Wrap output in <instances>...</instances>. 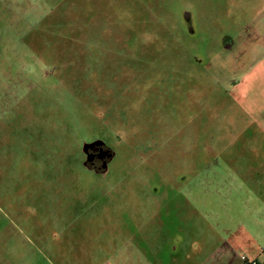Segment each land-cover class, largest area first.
<instances>
[{
	"label": "rangeland",
	"instance_id": "1",
	"mask_svg": "<svg viewBox=\"0 0 264 264\" xmlns=\"http://www.w3.org/2000/svg\"><path fill=\"white\" fill-rule=\"evenodd\" d=\"M217 247L264 264V0H0V264Z\"/></svg>",
	"mask_w": 264,
	"mask_h": 264
},
{
	"label": "crops",
	"instance_id": "2",
	"mask_svg": "<svg viewBox=\"0 0 264 264\" xmlns=\"http://www.w3.org/2000/svg\"><path fill=\"white\" fill-rule=\"evenodd\" d=\"M193 244V242H184L183 240H165L162 242H156L154 245H150V246H156V247H165L169 250H171V252L175 253L176 251H178L179 249L183 248V247H189ZM185 252L188 251V249L184 250ZM231 251H234V249L232 248H226V249H222V247H217V249H215L213 251V253L210 256H206V257H202V259L198 258V257H194L195 259H200L198 261V264H204L209 263V264H224L227 262V260H230V255H231ZM236 254V252H235ZM185 262L182 260L181 263L182 264H190V257L185 255ZM159 263V262H158Z\"/></svg>",
	"mask_w": 264,
	"mask_h": 264
},
{
	"label": "flooded vegetation",
	"instance_id": "3",
	"mask_svg": "<svg viewBox=\"0 0 264 264\" xmlns=\"http://www.w3.org/2000/svg\"><path fill=\"white\" fill-rule=\"evenodd\" d=\"M231 44H228L227 45V47L226 48H228L229 46H230ZM231 47V46H230ZM207 63V62H206ZM205 63V64H206ZM204 64V65H205ZM199 81H201L200 79H199ZM186 87H188V89H190V86H189V81H188V79H186ZM197 83V82H196ZM198 87H195V88H192L193 90H195L196 88L198 89V93L199 92H201V90L204 88V83L202 82V83H199L198 82ZM90 151V153H91V155H92V157H91V159H92V161H91V163H93L95 166H93V167H95V168H97L98 167V164L100 163V162H102L104 159H102V158H98L97 157V155H98V153H100V150L99 149H96L95 148V146L94 147H92V149L91 150H89ZM97 154V155H96ZM94 155H96V156H94ZM257 263V262H256Z\"/></svg>",
	"mask_w": 264,
	"mask_h": 264
},
{
	"label": "water",
	"instance_id": "4",
	"mask_svg": "<svg viewBox=\"0 0 264 264\" xmlns=\"http://www.w3.org/2000/svg\"><path fill=\"white\" fill-rule=\"evenodd\" d=\"M96 145H102V146L104 145V146H106V149H107L108 151H110L108 157H111V156H112V154H113V150H112L111 148H109V147H108L104 142H102L101 140H94V141L91 142V143H85L84 147H85V149H86L87 151H89L90 148H92V147H94V146H96ZM105 153H107V151H102L101 155L103 156V155H105ZM91 157H92V155H91V153H90V155H89V157H88V160H91ZM108 157H107V158H108Z\"/></svg>",
	"mask_w": 264,
	"mask_h": 264
},
{
	"label": "built area",
	"instance_id": "5",
	"mask_svg": "<svg viewBox=\"0 0 264 264\" xmlns=\"http://www.w3.org/2000/svg\"><path fill=\"white\" fill-rule=\"evenodd\" d=\"M241 258H242V259H245L246 257H245L244 255H241ZM250 263H251V264H255L256 262H255V261H253V262L251 261Z\"/></svg>",
	"mask_w": 264,
	"mask_h": 264
},
{
	"label": "trees",
	"instance_id": "6",
	"mask_svg": "<svg viewBox=\"0 0 264 264\" xmlns=\"http://www.w3.org/2000/svg\"><path fill=\"white\" fill-rule=\"evenodd\" d=\"M247 264H251V263L249 262V263H247ZM255 264H257V263H255Z\"/></svg>",
	"mask_w": 264,
	"mask_h": 264
}]
</instances>
